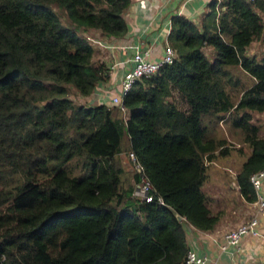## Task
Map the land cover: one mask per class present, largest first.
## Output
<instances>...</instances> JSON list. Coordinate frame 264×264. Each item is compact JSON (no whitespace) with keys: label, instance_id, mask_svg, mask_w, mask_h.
<instances>
[{"label":"trees","instance_id":"obj_1","mask_svg":"<svg viewBox=\"0 0 264 264\" xmlns=\"http://www.w3.org/2000/svg\"><path fill=\"white\" fill-rule=\"evenodd\" d=\"M130 1L0 0V264H180L187 224L208 231L219 218L202 184L215 150L229 153L211 134L224 118L250 148L236 169L239 192L256 198L249 177L264 167V136L252 119L264 111V57L246 49L264 31V0H210L200 26L172 15L173 61L135 81L124 110L76 102L71 88L85 96L108 79L84 32L124 36ZM124 135L152 200L120 179Z\"/></svg>","mask_w":264,"mask_h":264},{"label":"crops","instance_id":"obj_2","mask_svg":"<svg viewBox=\"0 0 264 264\" xmlns=\"http://www.w3.org/2000/svg\"><path fill=\"white\" fill-rule=\"evenodd\" d=\"M209 1L131 0L124 12L127 24L124 36L119 38L101 36L98 31L92 29L84 32L85 35L98 39L92 44L94 47L93 60L104 62L107 67H110L117 58L121 61L125 60L134 52V49H142L148 46L153 47L154 57L158 59L163 53L166 41L168 42L167 36L171 26V16L174 14L184 15L200 26ZM260 14L264 22V12H260ZM123 43L128 44L126 49L120 48ZM206 47L213 52L209 45H205L204 50ZM246 52L249 55H255L258 59L264 57V31L258 39L251 42ZM212 56L208 57L212 58ZM130 65L131 63L125 62L123 66H118L110 72L108 70V79L99 82L90 94L85 95L88 96L87 102H102L110 105V97L105 92L115 93V88L119 84L121 76ZM253 118L257 121L258 117L254 115ZM252 121L259 125V134L264 136V126L260 125L259 121L255 122L253 119ZM241 137H238L237 140L243 145L244 142L240 139ZM237 142L234 145L240 146ZM244 149L249 150L247 153L249 154L250 148ZM246 157L242 156L237 160L239 166ZM215 163L216 159L210 162L212 165L209 176L202 184V188L209 197L208 205L211 211L213 209L212 212L219 217L218 221L214 228L208 231L190 226L191 229L187 230L188 241L192 243V247L196 249L198 254L207 256L208 262L206 264H233L234 257L240 258L245 264H264V215L259 218L258 231L260 234L257 236L246 234L242 239L240 251H235L234 247H228L225 250L220 249V243L224 239L225 232L233 229L252 215L256 208V199L247 201L239 192L238 186L234 185L233 173H236L239 166L236 169L228 166L220 168ZM229 187L234 191L229 190ZM259 194L264 198V177ZM218 204H221V206Z\"/></svg>","mask_w":264,"mask_h":264},{"label":"built area","instance_id":"obj_3","mask_svg":"<svg viewBox=\"0 0 264 264\" xmlns=\"http://www.w3.org/2000/svg\"><path fill=\"white\" fill-rule=\"evenodd\" d=\"M254 1V0H247ZM169 32V31H168ZM91 41L94 39L88 37ZM128 47L127 43H123L120 45V48L126 49ZM174 49L171 45L166 41L163 49V53H161L160 57L157 59L154 57V49L151 46L144 47L142 49H134V52L127 57L125 60L117 61L112 63L110 69L114 70L118 66H123L125 62L131 63L130 67L126 69V71L121 76L120 82L115 88V93L109 94L107 91L106 95H109L110 102L122 110H124V106L122 105V97L123 95L131 88L132 84L140 79L142 76H149L154 74L157 69L164 63L172 62L174 59ZM128 156L132 165L134 166L133 171L135 175L138 177L134 178L133 186L129 185L132 188V192L134 195H138L142 197L144 200H152L153 193H151L152 185L149 180L145 177L142 172V166L137 161L135 154L131 151L128 152ZM231 171V169H229ZM233 183L235 186L238 184L235 181L236 173H233ZM264 177V167L253 172L249 179L252 183V186L255 190L256 194V208L252 215L246 219L245 221L239 223L233 229L228 230L224 234V239L220 243V249L225 250L228 247H234L235 251L241 250V242L243 237L246 234L258 235L260 234L258 231V224L260 216L264 215V198L259 194V190L261 187V183ZM158 202H162L161 197H158ZM208 262V258L205 255H200L197 253L196 249L192 247V243L189 242V246L186 252V255L180 264H206ZM233 264H245L240 258L234 257Z\"/></svg>","mask_w":264,"mask_h":264},{"label":"rangeland","instance_id":"obj_4","mask_svg":"<svg viewBox=\"0 0 264 264\" xmlns=\"http://www.w3.org/2000/svg\"><path fill=\"white\" fill-rule=\"evenodd\" d=\"M92 38L94 40H98L97 38H94V37H92ZM205 50H206L205 53L207 56L213 55V52L211 50H209L208 47H206ZM232 74H233V76L236 75V76L240 77L241 82H243V84L245 86L250 85L251 82L254 80L253 77H251L249 74L243 72L242 70L236 69L234 67H232ZM233 92H234L233 97L237 98V97H235V95L237 94V91L234 90ZM70 96L78 103H88L87 102L88 96L84 97L83 95H79L73 88H71ZM120 115L124 116L122 112H120ZM254 115H255V117H258L257 121H259V124L264 126V123H263L264 122V111L259 112V113L253 112V117H254ZM253 120L255 121V118H253ZM257 121H255V122H257ZM211 129L213 131V132L211 131V134L218 139L226 140L227 143L225 145L228 146V148H229V151H228L229 153L224 154V155L220 154L218 149L215 150L216 151L215 152L216 156L214 158V159H216L215 165H217V167H220V168L227 167V166L231 167L233 169L238 168L239 165H238L237 160L240 159L242 156H247V153L249 151V150H245L244 148H247V147L244 144L241 145L242 143L239 140H237L238 137H240L242 135L239 136L240 133H237L232 129L227 118H224V119L220 120L216 125L211 126ZM125 137L126 136L124 135L122 138L123 150L120 151L118 154H116V161L118 163L117 169H118L120 179L122 181H124L128 186L129 185L133 186V180L135 178L134 177L135 172L133 171L134 166L132 165L130 158L128 156V149L126 146L124 147V143H127V141H126L127 137L126 138ZM240 139L243 140V137H241ZM236 141H238L237 143H239L240 146H235ZM238 147H242L243 152H239L237 150ZM206 187H208V186H206ZM228 189L231 191H234L230 187ZM218 205L221 206V204H218ZM212 211H214V210L212 209Z\"/></svg>","mask_w":264,"mask_h":264},{"label":"clouds","instance_id":"obj_5","mask_svg":"<svg viewBox=\"0 0 264 264\" xmlns=\"http://www.w3.org/2000/svg\"><path fill=\"white\" fill-rule=\"evenodd\" d=\"M85 36H86L87 38H88V37L92 38V37H91V36H89V35H85ZM92 39H93V38H92ZM89 40H90V39H89ZM90 41H91V40H90ZM95 41H96V40H94V41H91V42H92V44H94V43H95ZM126 58H127V57H126ZM126 58H125V59H126ZM118 61H121V59H119ZM114 62H117V61H116V60H114ZM110 67H111V66H110ZM110 67H108V70H109V72H110V70H111V69H110ZM138 80H139V79H138ZM136 81H137V80H136ZM110 103H111V102H110ZM111 104H112V103H111ZM235 181H236V175H235ZM236 183H237V182H236ZM238 188H239V186H238ZM255 195H256V194H255ZM255 199H256V198H255Z\"/></svg>","mask_w":264,"mask_h":264},{"label":"water","instance_id":"obj_6","mask_svg":"<svg viewBox=\"0 0 264 264\" xmlns=\"http://www.w3.org/2000/svg\"><path fill=\"white\" fill-rule=\"evenodd\" d=\"M118 60H119V58H117L116 61H118ZM177 218L180 220V219H182V216H180V215L177 214ZM187 229H188V230L191 229L189 224H187Z\"/></svg>","mask_w":264,"mask_h":264}]
</instances>
